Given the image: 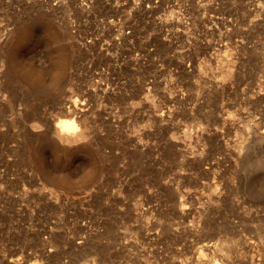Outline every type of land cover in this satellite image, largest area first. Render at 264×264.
I'll return each mask as SVG.
<instances>
[{
    "label": "rangeland",
    "instance_id": "1",
    "mask_svg": "<svg viewBox=\"0 0 264 264\" xmlns=\"http://www.w3.org/2000/svg\"><path fill=\"white\" fill-rule=\"evenodd\" d=\"M74 98L88 133L58 165ZM24 139L75 186L46 183ZM215 259L264 264V0H0V264Z\"/></svg>",
    "mask_w": 264,
    "mask_h": 264
},
{
    "label": "bare ground",
    "instance_id": "2",
    "mask_svg": "<svg viewBox=\"0 0 264 264\" xmlns=\"http://www.w3.org/2000/svg\"><path fill=\"white\" fill-rule=\"evenodd\" d=\"M31 27L29 25L22 26V29L18 33V36L15 40V43L13 45L14 49L16 47H19L21 45H24L27 41V39L31 36ZM48 35L49 38L54 41L53 39H56L57 37V31L53 28L48 26ZM12 51V46H11ZM11 51L9 53H11ZM67 50L64 48V46H60L55 57V67L54 70H52L51 77L54 80V83H58L65 79L66 77V66L68 65L70 58L68 56ZM14 53V52H13ZM12 55V53H11ZM12 58V57H11ZM19 61H22L19 59ZM19 63L17 59L12 60V62H9V66L12 69L19 68ZM54 64V63H53ZM42 69H36L31 70L28 73H26V78L30 80V78H35L39 76L40 74H43ZM28 76V77H27ZM39 91V89H37ZM40 90L39 92H41ZM45 95H48V92H43ZM72 107L68 106L69 110H67L65 107L64 110H67L66 114L69 116L67 118L60 119L56 122L54 125V128L52 129L55 135L57 136L60 143L67 146L65 148L61 147L63 149L62 152L58 150L53 151V156L56 159V163L62 164L65 161H70L73 157L79 154L81 148V141H83L88 133V125L86 120V116L88 115V112L86 111L84 113V116L79 110H82V107H79L77 104V99H73ZM31 119V118H30ZM31 121V120H30ZM31 124L34 127H37L40 125V120L38 118L33 117V120L31 121ZM26 144L28 155V161L32 163L33 166H35L37 169H39L40 172L44 174V177L46 179V183L50 184L53 187H62V188H72L75 186L77 180H74L72 177V174L70 171L60 172L57 169H55L53 166H50L43 157V153L40 151V149L37 152H32L29 150L28 147L32 146L33 144L28 141V139L23 140ZM22 144V145H23ZM75 146H72V145ZM54 145V144H52ZM23 147V146H22ZM55 147V146H54ZM53 147V148H54ZM84 156V155H83ZM84 158V157H83ZM87 164L84 166L85 170L83 171L82 175L79 176V178L83 181H87L91 179L96 172L98 171L99 165L97 162L96 155L93 153L85 154L84 159ZM213 264H220L219 261L216 259L214 260Z\"/></svg>",
    "mask_w": 264,
    "mask_h": 264
}]
</instances>
